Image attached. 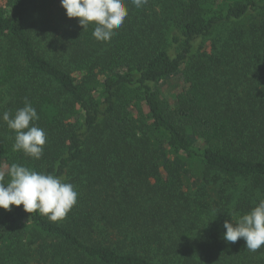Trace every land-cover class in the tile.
<instances>
[{
  "label": "trees",
  "instance_id": "1",
  "mask_svg": "<svg viewBox=\"0 0 264 264\" xmlns=\"http://www.w3.org/2000/svg\"><path fill=\"white\" fill-rule=\"evenodd\" d=\"M124 3L107 42L60 0L0 3V117L27 100L46 133L33 159L0 118V172L78 191L56 222L0 209V264H264L223 239L264 199V0Z\"/></svg>",
  "mask_w": 264,
  "mask_h": 264
},
{
  "label": "clouds",
  "instance_id": "2",
  "mask_svg": "<svg viewBox=\"0 0 264 264\" xmlns=\"http://www.w3.org/2000/svg\"><path fill=\"white\" fill-rule=\"evenodd\" d=\"M147 0H132L136 8ZM60 6L68 18H78V24L87 28L94 23L93 37L97 41H109L128 15L124 0H60ZM7 127L15 132L14 151H22L26 156L40 159L46 143V133L34 123L39 119L37 111L27 100L14 116L8 111L2 114ZM31 123V126H30ZM5 175L9 177L5 182ZM78 191L70 182L52 174H45L13 163L7 173L0 172V209L10 211V206H23L26 213L39 212L50 221L56 222L66 217L76 204ZM223 239L236 243L245 242V248L255 252L264 246V199L248 213L239 216L235 222L226 220Z\"/></svg>",
  "mask_w": 264,
  "mask_h": 264
},
{
  "label": "rangeland",
  "instance_id": "3",
  "mask_svg": "<svg viewBox=\"0 0 264 264\" xmlns=\"http://www.w3.org/2000/svg\"><path fill=\"white\" fill-rule=\"evenodd\" d=\"M0 3L3 4L4 3V0H0Z\"/></svg>",
  "mask_w": 264,
  "mask_h": 264
}]
</instances>
